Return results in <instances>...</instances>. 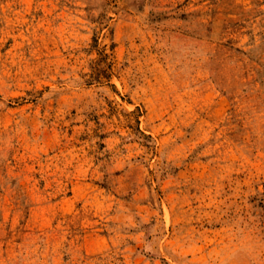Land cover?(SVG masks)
<instances>
[{"label":"rangeland","instance_id":"obj_1","mask_svg":"<svg viewBox=\"0 0 264 264\" xmlns=\"http://www.w3.org/2000/svg\"><path fill=\"white\" fill-rule=\"evenodd\" d=\"M0 264H264V0H0Z\"/></svg>","mask_w":264,"mask_h":264}]
</instances>
